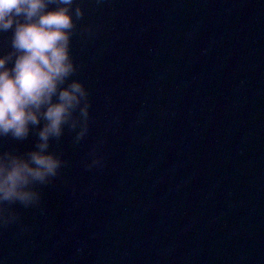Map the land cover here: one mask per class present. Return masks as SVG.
I'll use <instances>...</instances> for the list:
<instances>
[{
    "label": "water",
    "instance_id": "95a60500",
    "mask_svg": "<svg viewBox=\"0 0 264 264\" xmlns=\"http://www.w3.org/2000/svg\"><path fill=\"white\" fill-rule=\"evenodd\" d=\"M78 2L89 130L50 142L67 164L43 211L14 206L0 264H264V0Z\"/></svg>",
    "mask_w": 264,
    "mask_h": 264
},
{
    "label": "clouds",
    "instance_id": "9594fccd",
    "mask_svg": "<svg viewBox=\"0 0 264 264\" xmlns=\"http://www.w3.org/2000/svg\"><path fill=\"white\" fill-rule=\"evenodd\" d=\"M54 4L55 7H49ZM78 0H0V34L11 33L0 53V138L27 140L25 153L0 150V228L19 222L14 206L40 208L41 188L60 175L67 161L50 151L65 128L78 144L89 130V94L73 79L77 67L71 38L83 18ZM85 169L103 167L98 148Z\"/></svg>",
    "mask_w": 264,
    "mask_h": 264
}]
</instances>
